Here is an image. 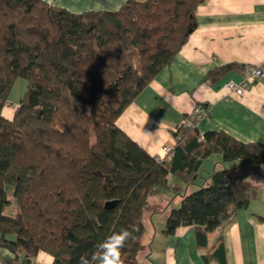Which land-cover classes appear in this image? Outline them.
<instances>
[{
  "label": "trees",
  "instance_id": "16d2710c",
  "mask_svg": "<svg viewBox=\"0 0 264 264\" xmlns=\"http://www.w3.org/2000/svg\"><path fill=\"white\" fill-rule=\"evenodd\" d=\"M202 2L127 0L115 11L72 13L42 0H0L1 264H32L40 252L52 264H79L98 242L133 224L139 230L122 259L140 264L143 214L149 198L168 187V176L189 186L212 154L264 168L263 144L224 132L201 135V109L184 116L190 126L172 132L169 160L150 156L115 125L181 51ZM246 69L226 64L204 81L213 85ZM18 79L26 81V91L7 120L2 110ZM254 179L214 171L207 185L180 196L165 233L193 226L205 236L219 229L253 201ZM7 186L12 215L5 214L13 203ZM108 203L114 204L105 208Z\"/></svg>",
  "mask_w": 264,
  "mask_h": 264
},
{
  "label": "crops",
  "instance_id": "0c3cea01",
  "mask_svg": "<svg viewBox=\"0 0 264 264\" xmlns=\"http://www.w3.org/2000/svg\"><path fill=\"white\" fill-rule=\"evenodd\" d=\"M42 1L80 13L115 11L127 0ZM195 22L181 51L115 121L117 128L155 158L164 157V146L174 147L172 132L184 116L199 109L210 111L208 117L197 122L201 135L224 132L241 143L264 145V77L242 96L228 94L223 88L229 80L242 79L239 71L228 73L213 85L204 81L209 71L226 64L245 69L264 66V0H203L196 8ZM17 106L10 107L7 102L2 116L11 120ZM222 169L230 170L235 180L255 177L257 193L253 201L205 236L193 226L179 227L167 235L166 218L180 205V196L188 194L190 187L207 185V177ZM167 180L168 187L149 198L143 214L145 249L138 257L140 264H264L262 166L229 165L220 154H212L202 161L191 185L171 175ZM175 188H179L178 194ZM32 264H52V258L40 252Z\"/></svg>",
  "mask_w": 264,
  "mask_h": 264
},
{
  "label": "clouds",
  "instance_id": "9594fccd",
  "mask_svg": "<svg viewBox=\"0 0 264 264\" xmlns=\"http://www.w3.org/2000/svg\"><path fill=\"white\" fill-rule=\"evenodd\" d=\"M138 230V226L133 224L131 229L121 228L119 232H114L98 242L90 256H81L79 264H124L122 250L130 240L135 239L134 233Z\"/></svg>",
  "mask_w": 264,
  "mask_h": 264
},
{
  "label": "built area",
  "instance_id": "2783aa9c",
  "mask_svg": "<svg viewBox=\"0 0 264 264\" xmlns=\"http://www.w3.org/2000/svg\"><path fill=\"white\" fill-rule=\"evenodd\" d=\"M264 77V66H249L246 69L245 74L243 75L242 79L240 81H234V80H229L227 81L223 88L225 89V91L228 94H232L235 96H242L245 92V90L251 86L252 84H254L255 82H257L258 79ZM210 111H202L199 110L197 111V119H203L204 117H206V115L209 113ZM178 126H190L189 122H187L186 120H182L181 123ZM163 153H164V157L162 159L157 158L158 160H169L172 155H173V148L170 146H164L163 147ZM1 264V261H0Z\"/></svg>",
  "mask_w": 264,
  "mask_h": 264
},
{
  "label": "rangeland",
  "instance_id": "374dc122",
  "mask_svg": "<svg viewBox=\"0 0 264 264\" xmlns=\"http://www.w3.org/2000/svg\"><path fill=\"white\" fill-rule=\"evenodd\" d=\"M26 81L23 80V79H18L15 83V86L10 94V97H9V100H8V103L10 105V107H15L16 104H18V102L22 99L23 95H24V92L26 91ZM214 157V156H213ZM229 165L234 163V164H237V163H244V162H239V161H231V162H227ZM246 164V163H245ZM249 165V164H248ZM252 166V165H250ZM256 167V166H254ZM261 167V166H260ZM262 169L264 170V168L262 167ZM6 190V193H7V196L8 198L13 201V198H12V188L7 186L5 188ZM189 193H192L194 191L197 190V187H190L189 189ZM16 210V206H15V203L13 201L12 203V206L10 208H8L6 211H5V214L7 215H12L14 214ZM146 213V212H145ZM13 236H9L8 237V240L9 241H12L13 240ZM140 258V257H139Z\"/></svg>",
  "mask_w": 264,
  "mask_h": 264
},
{
  "label": "water",
  "instance_id": "95a60500",
  "mask_svg": "<svg viewBox=\"0 0 264 264\" xmlns=\"http://www.w3.org/2000/svg\"><path fill=\"white\" fill-rule=\"evenodd\" d=\"M114 203H108L106 204L105 208H108L109 206H112Z\"/></svg>",
  "mask_w": 264,
  "mask_h": 264
}]
</instances>
